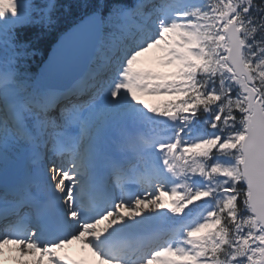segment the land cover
I'll return each mask as SVG.
<instances>
[{
  "label": "snow or ice",
  "instance_id": "obj_1",
  "mask_svg": "<svg viewBox=\"0 0 264 264\" xmlns=\"http://www.w3.org/2000/svg\"><path fill=\"white\" fill-rule=\"evenodd\" d=\"M74 7L62 88L54 0H0V264H264V0Z\"/></svg>",
  "mask_w": 264,
  "mask_h": 264
},
{
  "label": "water",
  "instance_id": "obj_2",
  "mask_svg": "<svg viewBox=\"0 0 264 264\" xmlns=\"http://www.w3.org/2000/svg\"><path fill=\"white\" fill-rule=\"evenodd\" d=\"M79 41L80 36L74 31V27L66 32L62 39L58 41V46L55 51L51 52L47 62L44 63V65L49 64L46 66L47 70L54 67L57 63L63 65L61 70L53 78H58L62 73H71L76 67L74 65L79 62H81V64L77 69L79 70L78 74L83 71L85 63L82 62H86L89 55L87 48L83 45V43H78ZM66 53L68 54L67 57Z\"/></svg>",
  "mask_w": 264,
  "mask_h": 264
},
{
  "label": "trees",
  "instance_id": "obj_3",
  "mask_svg": "<svg viewBox=\"0 0 264 264\" xmlns=\"http://www.w3.org/2000/svg\"><path fill=\"white\" fill-rule=\"evenodd\" d=\"M76 2L77 0L57 1L59 5V8L57 10L58 13L55 15V17L58 19L57 26L51 30H46L43 32L37 30L35 32L34 43L36 44L38 50L45 51V49H47L49 45L54 42L57 35L61 32L62 29L72 24L74 21L80 19L82 13L74 7ZM70 5H72L73 7H69ZM61 11H64V13H62ZM30 64L34 66L35 62H30Z\"/></svg>",
  "mask_w": 264,
  "mask_h": 264
}]
</instances>
